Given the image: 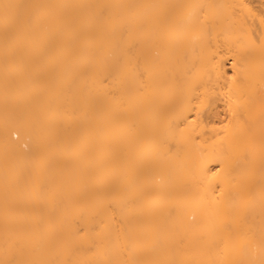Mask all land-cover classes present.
Here are the masks:
<instances>
[{"label":"bare ground","instance_id":"obj_1","mask_svg":"<svg viewBox=\"0 0 264 264\" xmlns=\"http://www.w3.org/2000/svg\"><path fill=\"white\" fill-rule=\"evenodd\" d=\"M0 264H264V0H0Z\"/></svg>","mask_w":264,"mask_h":264},{"label":"rangeland","instance_id":"obj_2","mask_svg":"<svg viewBox=\"0 0 264 264\" xmlns=\"http://www.w3.org/2000/svg\"><path fill=\"white\" fill-rule=\"evenodd\" d=\"M219 111H221V113H220V115H219V118L220 119H223V118H225V113H224V109H222L221 107H219L218 106V108H217ZM224 121H222L221 123H223ZM221 123H219V124H221ZM14 138H16V136H13Z\"/></svg>","mask_w":264,"mask_h":264}]
</instances>
